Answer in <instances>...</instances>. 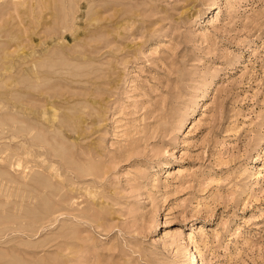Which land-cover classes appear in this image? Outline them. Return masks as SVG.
<instances>
[{"label":"rangeland","instance_id":"374dc122","mask_svg":"<svg viewBox=\"0 0 264 264\" xmlns=\"http://www.w3.org/2000/svg\"><path fill=\"white\" fill-rule=\"evenodd\" d=\"M0 264H264V0H0Z\"/></svg>","mask_w":264,"mask_h":264},{"label":"bare ground","instance_id":"6f19581e","mask_svg":"<svg viewBox=\"0 0 264 264\" xmlns=\"http://www.w3.org/2000/svg\"><path fill=\"white\" fill-rule=\"evenodd\" d=\"M22 171V170H21Z\"/></svg>","mask_w":264,"mask_h":264}]
</instances>
